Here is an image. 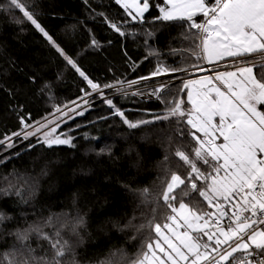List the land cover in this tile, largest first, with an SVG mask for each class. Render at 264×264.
<instances>
[{
	"label": "snow or ice",
	"instance_id": "6c2138e0",
	"mask_svg": "<svg viewBox=\"0 0 264 264\" xmlns=\"http://www.w3.org/2000/svg\"><path fill=\"white\" fill-rule=\"evenodd\" d=\"M114 3L124 10L122 19L112 20L104 12L95 15L102 17L120 36L131 35L135 39L143 35L148 49L145 60L156 57L157 66L147 76L130 81L117 79L103 85L90 79L53 39L38 22L27 0H6L0 4V11L18 10L24 20L18 18L16 22H30L91 89V92L81 89V103L54 105L52 112L35 122L29 123L30 114L18 116L21 129L0 137V151L15 149L17 140L28 141L29 149L38 145L75 147L74 137L58 129L61 123H66L65 117L74 119L88 111L86 106L91 103L88 98L93 93L103 97L111 115L120 117L128 129L164 121L174 123V135L168 137L171 160L166 154L162 187L155 194L148 189L140 191L143 202L155 207H150L151 215L137 227L138 232L146 230L147 236L130 264H264V110L259 108L264 105V0H114ZM152 9L158 15L148 20L146 14ZM197 16L202 19L198 21ZM156 22L178 24L184 29L174 39L190 40L193 48L172 49L168 54L175 56L187 51L196 63L187 67L166 65L160 60L162 53L148 43L155 34L153 30H125V25ZM91 45L98 47L99 41L93 38ZM190 72L212 75L193 79ZM161 75L172 76L180 85L176 95L171 79L152 88L150 95L163 104V109L153 113L151 120L129 119L113 98L104 96V89L127 96L125 84L131 88ZM180 93H186V101L179 98ZM13 154L18 156L19 152ZM173 162L175 168L171 166ZM161 208L165 210L162 222L157 218ZM51 222L49 217L44 224H29L12 233L19 247L14 245L10 251L0 252V264H78L61 229L53 233L44 231ZM82 222L81 218L74 223L72 231ZM33 234L47 241L51 255L36 254V248L29 243ZM125 259L121 250L99 264H122Z\"/></svg>",
	"mask_w": 264,
	"mask_h": 264
},
{
	"label": "trees",
	"instance_id": "16d2710c",
	"mask_svg": "<svg viewBox=\"0 0 264 264\" xmlns=\"http://www.w3.org/2000/svg\"><path fill=\"white\" fill-rule=\"evenodd\" d=\"M5 2L0 0V4ZM27 3L38 22L94 82L138 79L157 66L156 57L145 60L148 49L143 35L135 39L120 36L95 15L104 12L112 20L122 19L124 10L114 0ZM156 15L152 9L146 17L151 20ZM18 18L24 20L18 10L0 11V137L21 129L18 116L30 114L29 123L35 122L52 112L54 105L63 106L79 98L81 89H90L30 22L17 23ZM133 29L154 31L148 43L162 53L160 60L166 65L196 63L187 51L168 54L172 49L193 48L190 40L174 39L184 31L178 24L125 25L126 31ZM93 38L99 41L98 47L91 45ZM179 85L173 84V95ZM111 98L133 121L151 120L153 113L163 109L160 101H145L136 95ZM179 98L185 100V93ZM92 102L83 116L61 126L60 131L74 137L75 147L29 149L27 142L0 157L4 160L0 163V213L4 216L0 252L19 247L12 234L17 229L44 224L49 217L51 225L44 231L61 229L78 264H99L121 250L126 257L122 264H130L140 251L147 231L138 232L137 227L151 215L150 207H155L143 202L140 191L155 194L161 189L165 155L171 160L168 137L174 135L175 124L164 121L128 129L120 117L111 115L103 99L96 95ZM171 166L175 168V163ZM164 214L163 208L158 210L161 222ZM81 218L83 222L73 232L72 225ZM29 243L37 255H51L47 241L33 234Z\"/></svg>",
	"mask_w": 264,
	"mask_h": 264
},
{
	"label": "built area",
	"instance_id": "2783aa9c",
	"mask_svg": "<svg viewBox=\"0 0 264 264\" xmlns=\"http://www.w3.org/2000/svg\"><path fill=\"white\" fill-rule=\"evenodd\" d=\"M204 66L208 67V65H206V64ZM191 73H193V72H190V74ZM176 75H178L180 77H184L183 73H178ZM170 79L173 80V84L180 82L179 80H175L170 75H161V76L154 77V78L147 80V81H141L140 84L134 85L131 88H127L126 90L129 94L139 90L141 92V95H136V96H138L140 99L145 100V101H152V100H156L155 97L150 95L152 88L154 86H156L159 82L164 81V80H170ZM132 80H135V79H132ZM125 81H130V80H125ZM125 86H127V84H125ZM105 90H106L105 92L109 93L108 97H114L117 95H121L120 93L115 92L114 89H105Z\"/></svg>",
	"mask_w": 264,
	"mask_h": 264
},
{
	"label": "rangeland",
	"instance_id": "374dc122",
	"mask_svg": "<svg viewBox=\"0 0 264 264\" xmlns=\"http://www.w3.org/2000/svg\"><path fill=\"white\" fill-rule=\"evenodd\" d=\"M111 83H115V82H111ZM125 88L127 89L128 87L125 86ZM87 91L91 92V89H89V90H87ZM105 91H106V90L104 89V90H103V92H104V96H108L109 94H106ZM82 95H83V93H82ZM82 95H81V96H82ZM96 95L99 97V99H100V98L103 99L102 96H100V95H98V94H95V93H93L92 96L89 97L88 99H90V101L92 102V97H93V96H96ZM81 96H80V97H81ZM80 97H79V98H80ZM79 98H77V99H75V100H73V101H76L77 103H81V101H80ZM92 103H93V102H92ZM67 104H70V102L67 103ZM90 105H91V103H90ZM90 105H88V106H86V107L89 108ZM70 106H74V105H70ZM60 107H63V106H60ZM78 110H80V109H78ZM70 115H74V114L70 113ZM76 117H77V116H75L74 118H76ZM64 119H65L66 123L69 122L70 120H72V119H68L67 117H65ZM64 124H65V123H61V124H60V128L58 129V131H60L61 126L64 125ZM14 139H15V138H14ZM27 142H28V141H23V142H21V141L17 140V141H16V144H17V147H19V146H21V145H23V144H25V143H27ZM32 142H35V139H34V138H32ZM17 147H16V148H17ZM11 150H13V149H9V150L6 151V152L0 151V157H2L4 154H7V153H8L9 151H11Z\"/></svg>",
	"mask_w": 264,
	"mask_h": 264
},
{
	"label": "crops",
	"instance_id": "0c3cea01",
	"mask_svg": "<svg viewBox=\"0 0 264 264\" xmlns=\"http://www.w3.org/2000/svg\"><path fill=\"white\" fill-rule=\"evenodd\" d=\"M203 75H212V73H205V72H193L190 74L191 78L193 79H199ZM222 87V86H221ZM187 100V96L185 93V101ZM260 110H264V105L259 106Z\"/></svg>",
	"mask_w": 264,
	"mask_h": 264
}]
</instances>
